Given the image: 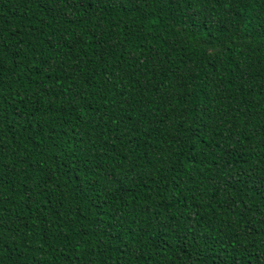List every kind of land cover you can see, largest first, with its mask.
I'll return each instance as SVG.
<instances>
[{
	"label": "trees",
	"instance_id": "obj_1",
	"mask_svg": "<svg viewBox=\"0 0 264 264\" xmlns=\"http://www.w3.org/2000/svg\"><path fill=\"white\" fill-rule=\"evenodd\" d=\"M0 264H264V0H0Z\"/></svg>",
	"mask_w": 264,
	"mask_h": 264
}]
</instances>
